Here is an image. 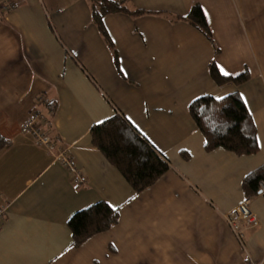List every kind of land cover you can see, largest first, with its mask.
<instances>
[{
	"label": "crops",
	"instance_id": "0c3cea01",
	"mask_svg": "<svg viewBox=\"0 0 264 264\" xmlns=\"http://www.w3.org/2000/svg\"><path fill=\"white\" fill-rule=\"evenodd\" d=\"M195 1L213 41L182 18ZM14 2L7 12L0 3V133L11 142L0 152V264L264 261V193L260 184L258 194L243 189L264 165V0H127L147 12L106 15L107 34L93 20V0ZM212 59L249 79L218 82ZM232 93L252 115L255 153L208 150L189 111L200 97ZM37 111L50 150L22 128ZM116 115L170 164L142 192L92 140L93 126ZM62 149L82 186L56 158ZM245 199L259 223L243 226L241 244L225 214ZM99 201L119 208V222L75 247L69 219Z\"/></svg>",
	"mask_w": 264,
	"mask_h": 264
},
{
	"label": "trees",
	"instance_id": "16d2710c",
	"mask_svg": "<svg viewBox=\"0 0 264 264\" xmlns=\"http://www.w3.org/2000/svg\"><path fill=\"white\" fill-rule=\"evenodd\" d=\"M126 1L93 0L92 17L103 33L107 34L103 20L108 14L147 12L129 10ZM182 18L213 41L205 12L198 1L193 2L189 13ZM209 69L211 75L221 83L241 84L249 79L247 71L236 76L222 75L214 59L211 60ZM50 105V108H55V104ZM189 111L206 138L208 150L223 147L241 155L258 151L256 126L248 107L238 93H232L222 99L209 95L200 97L190 103ZM91 136L95 146L123 174L137 193L153 185L170 169L168 160L120 115L93 126ZM10 143V140L0 133V152ZM261 182L264 183V165L245 178L243 189L247 196L258 194ZM119 218V208H113L105 201L79 210L68 222L73 234V245L79 247L91 237L110 230L119 222Z\"/></svg>",
	"mask_w": 264,
	"mask_h": 264
},
{
	"label": "built area",
	"instance_id": "2783aa9c",
	"mask_svg": "<svg viewBox=\"0 0 264 264\" xmlns=\"http://www.w3.org/2000/svg\"><path fill=\"white\" fill-rule=\"evenodd\" d=\"M0 3L2 4V8L5 12L12 11L16 7L14 0H0ZM46 121V115L41 111H37L34 112L26 122L23 123L22 128L23 130L30 132L35 137L39 145H44L50 150L52 146L51 136L48 134L47 131H44L41 127V125L44 124ZM56 158L61 162V164L65 168L74 172L75 184L77 186H82L84 182L83 174L77 168L74 159L71 156L67 155L66 149H62L57 154ZM260 190L261 193H264L263 182L260 183ZM249 202V199H245L244 201L239 203L234 209H232L228 214H225L226 220L228 221L232 231L234 232L238 241L241 244H244L245 239L244 227L252 228L258 225L259 223L257 215L249 207ZM5 213L6 208L0 206V224L4 219ZM249 264H264V261H253L250 259Z\"/></svg>",
	"mask_w": 264,
	"mask_h": 264
},
{
	"label": "snow or ice",
	"instance_id": "6c2138e0",
	"mask_svg": "<svg viewBox=\"0 0 264 264\" xmlns=\"http://www.w3.org/2000/svg\"><path fill=\"white\" fill-rule=\"evenodd\" d=\"M220 68V71L223 75L225 76H229V75H232V73H230L229 71H227V69H225L223 66H219ZM219 99H222V97H219Z\"/></svg>",
	"mask_w": 264,
	"mask_h": 264
}]
</instances>
